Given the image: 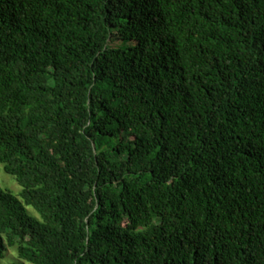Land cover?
Listing matches in <instances>:
<instances>
[{
  "label": "trees",
  "instance_id": "1",
  "mask_svg": "<svg viewBox=\"0 0 264 264\" xmlns=\"http://www.w3.org/2000/svg\"><path fill=\"white\" fill-rule=\"evenodd\" d=\"M0 164V264H264V0H0Z\"/></svg>",
  "mask_w": 264,
  "mask_h": 264
},
{
  "label": "rangeland",
  "instance_id": "2",
  "mask_svg": "<svg viewBox=\"0 0 264 264\" xmlns=\"http://www.w3.org/2000/svg\"><path fill=\"white\" fill-rule=\"evenodd\" d=\"M0 186L4 189L10 190L14 194L21 189L15 179L3 171L2 164H0ZM26 209L29 212L30 210H32V207L26 206ZM14 259H16V250L13 248L8 249L5 258L2 261V264H7Z\"/></svg>",
  "mask_w": 264,
  "mask_h": 264
}]
</instances>
